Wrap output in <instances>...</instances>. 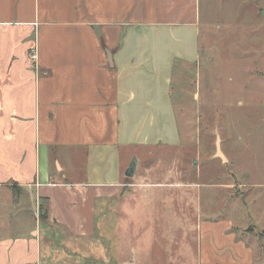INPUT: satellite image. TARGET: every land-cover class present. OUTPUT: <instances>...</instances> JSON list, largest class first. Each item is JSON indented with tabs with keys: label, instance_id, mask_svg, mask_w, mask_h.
<instances>
[{
	"label": "crops",
	"instance_id": "1",
	"mask_svg": "<svg viewBox=\"0 0 264 264\" xmlns=\"http://www.w3.org/2000/svg\"><path fill=\"white\" fill-rule=\"evenodd\" d=\"M201 1L0 0V264H139L80 245L95 244L98 209L127 183L121 151L180 141L175 58L144 40L198 35ZM44 224L72 249H44ZM198 248L196 264H264V246L230 222L201 224Z\"/></svg>",
	"mask_w": 264,
	"mask_h": 264
},
{
	"label": "rangeland",
	"instance_id": "2",
	"mask_svg": "<svg viewBox=\"0 0 264 264\" xmlns=\"http://www.w3.org/2000/svg\"><path fill=\"white\" fill-rule=\"evenodd\" d=\"M261 10L264 0H202L198 35L188 29L173 39L162 35L144 40L169 44L171 50L154 53L175 58L170 90L180 141L132 154L121 151L124 172L136 158L137 173L127 179L116 202L98 209L95 244L82 241L81 250L109 252L113 259L105 255L104 262L131 256L132 261L138 257L139 264L140 259L143 264H196L205 221L222 227L233 223L264 246ZM163 127L168 135L161 125L156 129L167 138L176 137L168 124ZM217 134L227 163L215 157ZM80 159L84 161L83 155ZM151 191L156 195H148ZM42 229L44 249L50 246L48 240L53 250L72 249L71 242L63 243L57 226L44 224ZM186 253L194 260H183Z\"/></svg>",
	"mask_w": 264,
	"mask_h": 264
},
{
	"label": "water",
	"instance_id": "3",
	"mask_svg": "<svg viewBox=\"0 0 264 264\" xmlns=\"http://www.w3.org/2000/svg\"><path fill=\"white\" fill-rule=\"evenodd\" d=\"M261 12L264 15V10H261ZM215 157L219 158L223 163H227L228 162L225 154L222 151L221 138H220V136L218 134H217V139H216V153H215ZM194 165H196V162H194ZM138 167H139V161L136 158H134L132 160L131 164L129 165L126 173H125L126 178H129V179L134 178L135 174L137 173Z\"/></svg>",
	"mask_w": 264,
	"mask_h": 264
},
{
	"label": "trees",
	"instance_id": "4",
	"mask_svg": "<svg viewBox=\"0 0 264 264\" xmlns=\"http://www.w3.org/2000/svg\"><path fill=\"white\" fill-rule=\"evenodd\" d=\"M39 216H40V221L46 220L48 218V212L41 207L39 210Z\"/></svg>",
	"mask_w": 264,
	"mask_h": 264
},
{
	"label": "built area",
	"instance_id": "5",
	"mask_svg": "<svg viewBox=\"0 0 264 264\" xmlns=\"http://www.w3.org/2000/svg\"><path fill=\"white\" fill-rule=\"evenodd\" d=\"M31 60H32V62H35V60H36V56H35V54H32V55H31Z\"/></svg>",
	"mask_w": 264,
	"mask_h": 264
}]
</instances>
